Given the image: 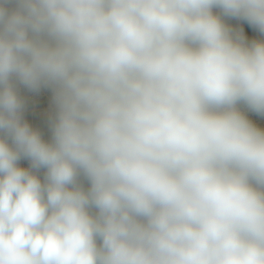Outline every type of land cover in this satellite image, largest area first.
Returning a JSON list of instances; mask_svg holds the SVG:
<instances>
[{
	"label": "clouds",
	"instance_id": "1",
	"mask_svg": "<svg viewBox=\"0 0 264 264\" xmlns=\"http://www.w3.org/2000/svg\"><path fill=\"white\" fill-rule=\"evenodd\" d=\"M226 18L264 0H0V264H264V40Z\"/></svg>",
	"mask_w": 264,
	"mask_h": 264
},
{
	"label": "built area",
	"instance_id": "2",
	"mask_svg": "<svg viewBox=\"0 0 264 264\" xmlns=\"http://www.w3.org/2000/svg\"><path fill=\"white\" fill-rule=\"evenodd\" d=\"M20 94L25 99L26 107L24 112V119L31 124V126L41 132L45 140L51 139L50 119L54 115V105L52 102V93L48 89H41L38 93H31L24 88H20ZM245 114L253 120L259 127L264 128V115H257L241 108ZM45 121L47 123L46 130L39 128L38 122ZM20 167H30V162L26 159H21L18 162ZM46 170L41 169L38 173L43 182Z\"/></svg>",
	"mask_w": 264,
	"mask_h": 264
},
{
	"label": "rangeland",
	"instance_id": "3",
	"mask_svg": "<svg viewBox=\"0 0 264 264\" xmlns=\"http://www.w3.org/2000/svg\"><path fill=\"white\" fill-rule=\"evenodd\" d=\"M10 7H12V6H10ZM214 11H218V10H214ZM242 22H243V20L227 19V18L225 19V23L228 24L233 29H235V30H242V32H243V34H244V36H245V38L247 40H249V41L253 40L254 35H256L254 33V30L251 27H249L248 29L242 27ZM38 125H39V128L40 129L46 130L47 123L44 120L38 122ZM82 183L84 184L85 188L88 187V184H87L86 181H83L82 180Z\"/></svg>",
	"mask_w": 264,
	"mask_h": 264
},
{
	"label": "trees",
	"instance_id": "4",
	"mask_svg": "<svg viewBox=\"0 0 264 264\" xmlns=\"http://www.w3.org/2000/svg\"><path fill=\"white\" fill-rule=\"evenodd\" d=\"M242 27H244L246 29H248L249 27H251L254 30V33L256 35H254L253 39L264 40V35H261L258 30H256L254 27H252L251 25H249L246 21H243L242 22Z\"/></svg>",
	"mask_w": 264,
	"mask_h": 264
}]
</instances>
